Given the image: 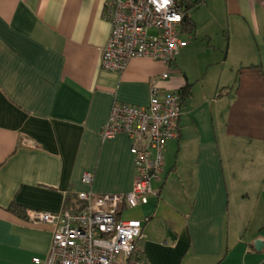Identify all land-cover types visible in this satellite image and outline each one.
Returning a JSON list of instances; mask_svg holds the SVG:
<instances>
[{
    "label": "crops",
    "instance_id": "crops-1",
    "mask_svg": "<svg viewBox=\"0 0 264 264\" xmlns=\"http://www.w3.org/2000/svg\"><path fill=\"white\" fill-rule=\"evenodd\" d=\"M104 1L0 0V264L46 259L53 229L28 211L133 190L132 140L101 132L115 102L147 107L154 79L164 94L189 91L157 195L122 213L143 223L140 260L264 264V0H205L168 80L148 58L123 73L101 68Z\"/></svg>",
    "mask_w": 264,
    "mask_h": 264
},
{
    "label": "built area",
    "instance_id": "built-area-1",
    "mask_svg": "<svg viewBox=\"0 0 264 264\" xmlns=\"http://www.w3.org/2000/svg\"><path fill=\"white\" fill-rule=\"evenodd\" d=\"M104 17L112 29L101 57L103 70L123 73L133 60L148 58L163 63L167 72L160 79H169L177 56L188 46L182 38L186 14L177 0H105ZM182 108L181 93H162L156 79L147 107L113 104L101 136L111 139L124 133L132 140L133 190L114 195L81 192L74 210L28 211L30 223L53 229L46 259L34 258V264H144L139 257L143 223L123 220L122 213L157 195L152 184L164 173L167 143L180 135ZM93 181L92 173L84 174V185Z\"/></svg>",
    "mask_w": 264,
    "mask_h": 264
},
{
    "label": "trees",
    "instance_id": "trees-1",
    "mask_svg": "<svg viewBox=\"0 0 264 264\" xmlns=\"http://www.w3.org/2000/svg\"><path fill=\"white\" fill-rule=\"evenodd\" d=\"M177 2L183 6L185 14H186V23L184 24V31L188 33H194L195 27L192 23L191 15L198 10L204 3L205 0H177ZM189 88L187 87L183 91H181L182 98H184L188 95ZM65 209L67 210H74L69 204L66 205ZM18 207L16 205H12L10 207V211L14 213H18Z\"/></svg>",
    "mask_w": 264,
    "mask_h": 264
},
{
    "label": "rangeland",
    "instance_id": "rangeland-1",
    "mask_svg": "<svg viewBox=\"0 0 264 264\" xmlns=\"http://www.w3.org/2000/svg\"><path fill=\"white\" fill-rule=\"evenodd\" d=\"M200 15L203 16V15H204V12H200ZM216 32H217V35H215ZM211 34H212L213 39L215 38L216 40H218L219 38H222V37H223L224 32L221 31L219 28L216 27L213 31H211ZM188 37H189V36H188ZM191 38H192V37H191ZM219 40H220V39H219ZM223 41H224V43H225L226 49H227V47H228V50H229V45H230L229 40L224 39ZM227 55H228V54H227V51H226L225 54H224V57L227 56Z\"/></svg>",
    "mask_w": 264,
    "mask_h": 264
},
{
    "label": "water",
    "instance_id": "water-1",
    "mask_svg": "<svg viewBox=\"0 0 264 264\" xmlns=\"http://www.w3.org/2000/svg\"><path fill=\"white\" fill-rule=\"evenodd\" d=\"M261 246H262L261 242H258V243H257V247L259 248V247H261Z\"/></svg>",
    "mask_w": 264,
    "mask_h": 264
},
{
    "label": "snow or ice",
    "instance_id": "snow-or-ice-1",
    "mask_svg": "<svg viewBox=\"0 0 264 264\" xmlns=\"http://www.w3.org/2000/svg\"><path fill=\"white\" fill-rule=\"evenodd\" d=\"M168 2V0H165V3H167ZM176 19H179V17H176Z\"/></svg>",
    "mask_w": 264,
    "mask_h": 264
}]
</instances>
